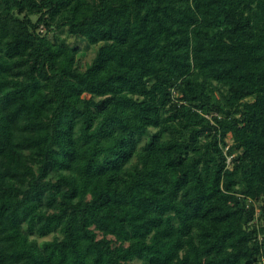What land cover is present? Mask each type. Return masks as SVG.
I'll list each match as a JSON object with an SVG mask.
<instances>
[{"label":"trees","instance_id":"trees-1","mask_svg":"<svg viewBox=\"0 0 264 264\" xmlns=\"http://www.w3.org/2000/svg\"><path fill=\"white\" fill-rule=\"evenodd\" d=\"M0 264H264V0H0Z\"/></svg>","mask_w":264,"mask_h":264},{"label":"rangeland","instance_id":"rangeland-1","mask_svg":"<svg viewBox=\"0 0 264 264\" xmlns=\"http://www.w3.org/2000/svg\"><path fill=\"white\" fill-rule=\"evenodd\" d=\"M32 21H35L37 19V16L31 17ZM40 32L43 33V28L40 27ZM59 42L69 45V46H75L78 48L77 53V62L76 65H78L81 69H84L85 65L90 61V59L93 57L96 48L99 45L96 46H90L86 43V41L80 37L76 36H70L67 34L65 29H62L55 33ZM52 33L48 34V37H51ZM227 143H230L229 137H227ZM231 157L227 158L228 165L230 164Z\"/></svg>","mask_w":264,"mask_h":264}]
</instances>
